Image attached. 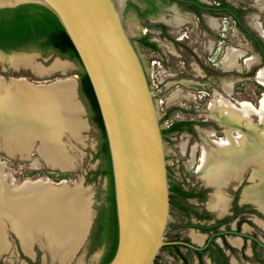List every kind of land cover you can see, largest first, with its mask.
I'll return each instance as SVG.
<instances>
[{
  "label": "rangeland",
  "instance_id": "obj_1",
  "mask_svg": "<svg viewBox=\"0 0 264 264\" xmlns=\"http://www.w3.org/2000/svg\"><path fill=\"white\" fill-rule=\"evenodd\" d=\"M209 1L213 2V0ZM227 1L243 10L242 20L264 43V39L260 36L264 37V0H257V2L256 0ZM165 17L169 19V16L163 15L160 20L165 19ZM223 20L222 23L220 22L221 24L212 27L210 22L211 25H216L217 21L214 19L210 21L209 19L204 27H200V29L195 27L192 33L187 34L189 38H186L184 34H176L172 28L168 29L172 37L162 35L159 30L154 29L156 24L140 20L132 8H128L126 17L129 33L142 57L161 117L163 116L162 125L164 129L169 128L175 122L190 123L183 132L176 133L169 140H165L170 183L186 178L191 181L190 186L187 184V188L191 189L193 183L197 186L194 189L199 191L198 189L202 188L203 183L194 175L197 168L198 173H200L199 177L209 186L215 187V195L219 187L217 183L222 181L221 176L219 178H217L218 176L214 177L212 182H208L206 178L210 173V167L212 168L214 163L216 164V160L224 159L222 155L220 157L216 155L217 147L223 142H226V145L237 144L241 137L243 143L249 142L248 137H245L247 129L242 127L244 123L240 121L241 125L235 124L236 126H234L232 125L234 119L222 122L219 116L220 109L226 104H232L234 105L233 110L238 114L243 110L244 104L250 103L259 110L264 98V86L257 79L258 72L264 68H261L257 74L255 73L258 70L255 67H257L259 52L243 33L237 31L234 23L230 20ZM176 22L179 23V19H176ZM258 23H261V28H259ZM144 29H148L150 32L143 34ZM147 35L151 37L152 41L158 42L161 47L160 53L140 44L139 40ZM178 38L183 39L181 43L176 42ZM223 38L230 39V42L220 43L219 39ZM40 52L42 51L30 46L23 52L8 56L0 53V83L7 86L20 81L33 87H36L35 85L50 87V85L60 82L76 80L79 99L84 108L83 119L87 122V128H82L84 130L81 132L80 140L71 139L69 136H65L63 139L60 137L62 149L74 164V168L67 171L52 168L53 166L48 164L49 162L44 155L43 158L46 162L43 160L37 152V148L30 155L25 153L21 154L22 156H15L10 151L13 150V144H10L9 140L7 141L4 137L3 145L7 152L13 156L0 150V198L2 200V196L8 193L16 194L23 186L34 182H43L46 187L47 183H50L54 186H66L67 189H71L68 187H76L79 188V191L84 190L93 212L90 230L85 242L79 247L75 255L64 264H101L106 246L103 242L94 245L93 236L96 222L104 214L108 204L109 179L101 174L106 168V158L101 152L103 132L93 123L90 107L81 93L80 73L83 71L82 66L57 52L50 51L47 54ZM229 56L237 64L231 65L228 60ZM57 63H63L66 66L65 68H56ZM222 66L225 71L231 72L232 69H237L240 72L222 73L220 69ZM255 112L250 114L249 119L252 125L260 126L262 116L255 114ZM167 115L168 118H166ZM65 132L71 133L65 128L60 134L63 135ZM0 133L3 135L1 130ZM37 137L35 135L30 139L32 147ZM42 142L41 154H43L42 149L52 148L49 137ZM249 151L253 152L252 149ZM257 167L252 162L247 164V167L238 177L240 179L239 184L232 182L233 184L224 187V191L222 188L219 189L224 193L227 202L228 197L233 199L236 193L242 194L245 190L243 199L255 203L262 210L258 204L263 203L264 194L260 189L264 187V172L259 173L257 171V174L254 175L255 168L259 169V166ZM211 175L212 177L221 175L220 169L213 171ZM240 184L238 192L237 189ZM250 185L252 186L250 187ZM76 188L73 190L72 198H78ZM206 191L213 193L212 190H208L204 186V192L206 193ZM259 195L262 196L259 200L254 199L253 196ZM208 201L211 200L206 196L204 203ZM196 203L197 200H194L192 204L188 205L196 208L202 207V205L196 206ZM214 204L215 202L210 203V207L216 208ZM21 207L19 209L23 212H32L29 207ZM0 208V219L7 241V247L2 250L1 253L3 254L0 255V264H52L50 253L44 247L47 238L36 231L38 241L33 244V255L27 254L10 219L18 213L3 209L1 203ZM45 216L48 221L56 220V217L51 213H46ZM255 220L258 226L254 227L251 224L250 226L253 228L251 232L255 230L258 238L264 242V217L257 213ZM178 222H180V214L177 208L173 207L171 208L165 241L173 239L172 227ZM48 230L49 226L45 225L42 231L47 232ZM258 251V255L263 257V252L259 249ZM235 255L239 257L237 254ZM157 261L159 264H173L171 250L163 248L157 257Z\"/></svg>",
  "mask_w": 264,
  "mask_h": 264
},
{
  "label": "water",
  "instance_id": "obj_2",
  "mask_svg": "<svg viewBox=\"0 0 264 264\" xmlns=\"http://www.w3.org/2000/svg\"><path fill=\"white\" fill-rule=\"evenodd\" d=\"M129 2L0 0V11L40 6L65 29L90 80L108 141L118 223L117 250L108 264H155L168 245V153L148 72L128 30Z\"/></svg>",
  "mask_w": 264,
  "mask_h": 264
},
{
  "label": "bare ground",
  "instance_id": "obj_3",
  "mask_svg": "<svg viewBox=\"0 0 264 264\" xmlns=\"http://www.w3.org/2000/svg\"><path fill=\"white\" fill-rule=\"evenodd\" d=\"M258 26L261 28V23H258ZM228 60L231 65L237 64L233 58L230 59V56ZM24 61L29 62L28 60ZM65 66L63 63L56 64V68H65ZM257 76L258 81L264 86V70L258 72ZM19 82L7 86L0 83V130L7 141L9 140L8 142L13 144V150L10 151L13 153L19 152L22 155L29 153V150L32 148L30 139L33 136L43 137L44 141L49 137L52 148L42 149V155L45 156L49 162L48 164L63 171L73 169L74 164L67 157L60 145V137L62 135L60 132L67 128L75 135L77 131L85 127V122L81 118L83 109L79 107L76 100L77 81L60 82L45 88L33 87ZM261 104L262 106L259 110L250 103L244 104L243 110L238 114L233 110L234 105L232 104H226L219 111L222 122L234 119L232 121V125L234 126L241 125L240 121L244 123L242 127L247 129L245 137H248L249 142L243 143L244 141H241V137L237 144L231 143V145H226V142H223V144L217 147L215 151L216 155L218 157L222 155L224 159L216 160V164H212L213 167H210V173H208L206 178L208 182H212L214 177L217 176V178L220 176L222 178V181L217 183L219 187L216 193L217 202L214 204L216 208L221 205L222 209H225L227 205V199L219 189L222 188L223 190L224 187L237 181L241 172L247 167V164H251L252 162L256 167L259 166V169H257L258 167L255 168L254 175L257 174V171L259 173L264 172V98ZM252 112L262 116V124L260 126L252 125L249 119ZM242 143L243 145H241ZM250 149L253 152H250ZM217 169H220L221 175L212 177L211 173ZM49 188L43 182L29 183L23 186L16 194L8 193L2 196L3 198L2 200L0 198V203L3 205V209L18 213L10 219L14 231L21 238L26 250L33 245L36 239V231L40 235L49 234L50 237L46 241V246L49 249L48 251L52 260H63L64 257L71 253V248L66 245V240L73 232H76L81 237L84 236L87 220L84 217L77 220L72 213L63 211L64 204H66V196L62 193L53 192ZM263 188L260 191L264 194ZM76 190L78 191L76 196L79 198L83 196L79 192V188H76ZM253 197L259 200L262 196ZM72 199L77 200L78 198ZM262 200L263 203H259L258 205L264 211V197ZM21 206L29 207V210H32V212H23L19 209ZM47 211L54 212L53 215L56 217L54 222L49 223L43 217V214ZM45 225L49 226L47 232L42 231ZM234 243L236 244V241ZM6 247L7 241L0 219V252L6 249Z\"/></svg>",
  "mask_w": 264,
  "mask_h": 264
},
{
  "label": "flooded vegetation",
  "instance_id": "obj_4",
  "mask_svg": "<svg viewBox=\"0 0 264 264\" xmlns=\"http://www.w3.org/2000/svg\"><path fill=\"white\" fill-rule=\"evenodd\" d=\"M128 8L134 9L140 20L156 24L154 29L159 30L162 35L168 37H172L168 32L169 28L174 29L176 34H184L186 38H189L188 33H192L195 27L197 29L204 27L209 19L210 21L212 19L217 21L216 25H211L210 22L212 27L221 24L224 21L223 19L230 20L234 23L237 31L243 33L259 52L257 67H255L258 70L255 73L257 74L261 68H264V43L242 20L243 10L227 0H213V2L209 0H130ZM163 15L169 16L170 20L168 17L160 20ZM176 19H179V23L176 22ZM148 32H150L148 29H144L143 34ZM260 36L264 39L262 35ZM145 38H148V41L155 45V47L146 48L161 52V47L157 41H152L149 35L142 39ZM181 40L183 39L178 38L176 42L181 43ZM219 41L223 44L227 41L230 42V39L223 38ZM24 50L5 52L0 49V52L11 55ZM195 54H197L196 51ZM220 69L222 73L240 72L237 69L231 72L225 71L223 66ZM194 175L203 183L202 188L198 189L199 191L194 189L197 186L193 183L191 189L187 188V184L190 186L191 181L186 178L170 183V190L173 188L171 190V208H177L180 214V222L172 227L174 237L171 241H166L168 245L164 247L171 250L172 263L264 264V256L260 257L258 255V249L264 254V242L258 238L255 230L251 232L253 228L250 226L251 224L254 227L258 226L255 220L256 214L258 213L264 217V212L255 203L243 199L245 190L242 194L236 193L233 199L227 196L226 209H222L221 205L217 208H211L210 203L217 201L215 187L209 186L199 177L197 168ZM235 182L239 184L240 179L233 183L235 184ZM241 184L238 185V192ZM204 186L208 190H212L213 193L209 191L205 193ZM206 196L211 201L204 203ZM194 200H197L196 206L202 205V207L196 208L188 205L192 204ZM233 241H236V244ZM235 254L239 257H236ZM156 264H159L157 259Z\"/></svg>",
  "mask_w": 264,
  "mask_h": 264
},
{
  "label": "trees",
  "instance_id": "obj_5",
  "mask_svg": "<svg viewBox=\"0 0 264 264\" xmlns=\"http://www.w3.org/2000/svg\"><path fill=\"white\" fill-rule=\"evenodd\" d=\"M139 42L145 47H155L153 43L148 41V38L140 39ZM30 46L36 47L44 54L55 51L59 55L67 57L82 66L79 55L68 34L57 17L48 9L35 5H26L16 9L0 11V49L5 52H11L27 49ZM80 89L90 107L93 123L103 132L101 152L106 158V168L101 174L109 179L108 204L104 214L96 222L93 244L105 243L106 249L101 264H108L113 259L118 245V223L112 163L102 117L90 80L84 69L80 73ZM166 118H168V115ZM189 124L187 122L173 123L169 128L163 130L165 140H169L174 134L184 131Z\"/></svg>",
  "mask_w": 264,
  "mask_h": 264
},
{
  "label": "crops",
  "instance_id": "obj_6",
  "mask_svg": "<svg viewBox=\"0 0 264 264\" xmlns=\"http://www.w3.org/2000/svg\"><path fill=\"white\" fill-rule=\"evenodd\" d=\"M32 84V83H31ZM34 85V84H33ZM36 87L40 86V87H47L45 85H35ZM51 86V85H50ZM53 86V85H52ZM76 100L78 101V104H79V107H82L83 109V113H82V119H83V114H84V108H83V105L82 103L80 102V99H79V92H78V88L76 89ZM67 116V115H66ZM83 121H85L83 119ZM86 122V121H85ZM87 128V122L85 123V128ZM84 129H81L79 131H77V134L73 135L72 133H69V132H65L62 136H61V139H63V137L65 136H69V138L71 139H78L80 140V137H81V132L84 130ZM43 137H40L38 136L35 141H34V144H33V147L29 150V155L31 154V152L37 148V152L40 154V156L43 158V155L41 154V146L43 144ZM3 140H4V136L0 133V150L7 153L8 155L10 156H13L11 155L9 152H7L6 148L4 147L3 145ZM2 144V145H1ZM67 149V148H66ZM67 152L68 154L70 155L68 149H67ZM15 156L19 155V156H22L19 152L18 153H14ZM43 160L46 162L45 158H43ZM54 168V167H52ZM50 187L49 190L53 191V192H56V193H62L64 196H66V204H64V209L63 211H66L67 213H72L75 218H77V220H80L82 217H84L86 220H87V227H86V230H85V235L84 236H79L76 232H73L72 235L66 240V245L69 246L71 248V253L68 254L66 257L63 258V260H52L51 258V261H52V264H64L68 259H70L72 256L75 255L76 251L79 249V247L85 242L86 240V237L89 233V226L91 225V221H92V216H93V212L90 208V203H89V198L87 197L86 193L84 190H80L79 192L83 194V196H81L80 198L78 197L77 200H74L72 199L73 195H74V192L73 190H75L76 187H68V188H71V189H67L66 186H54L52 184H48L47 183V187ZM74 188V189H72ZM81 194V195H82ZM84 198V199H83ZM83 199V200H82ZM77 203V204H76ZM26 208V207H25ZM46 213H51V214H54V212L52 211H47ZM46 213L43 214V217L46 218ZM90 217V218H89ZM48 221V220H47ZM55 220H52V221H48L49 223L50 222H54ZM80 223V222H79ZM14 232V231H12ZM15 233V232H14ZM16 234V233H15ZM44 235L47 240L48 238L50 237L49 234H42ZM46 240V241H47ZM38 241V238L36 237L34 243ZM46 241H45V246L47 250L48 247L46 246ZM33 243V244H34ZM23 245V243H22ZM24 247V246H23ZM25 252L27 254H30V255H33V245L28 249L26 250L24 248ZM3 254L0 252V255Z\"/></svg>",
  "mask_w": 264,
  "mask_h": 264
},
{
  "label": "built area",
  "instance_id": "obj_7",
  "mask_svg": "<svg viewBox=\"0 0 264 264\" xmlns=\"http://www.w3.org/2000/svg\"><path fill=\"white\" fill-rule=\"evenodd\" d=\"M163 117V116H162Z\"/></svg>",
  "mask_w": 264,
  "mask_h": 264
}]
</instances>
